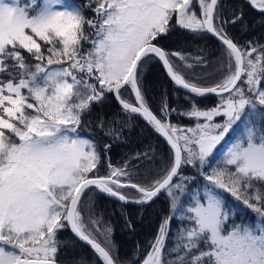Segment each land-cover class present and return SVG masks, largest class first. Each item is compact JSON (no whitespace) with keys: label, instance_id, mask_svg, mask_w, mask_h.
I'll list each match as a JSON object with an SVG mask.
<instances>
[{"label":"snow or ice","instance_id":"snow-or-ice-1","mask_svg":"<svg viewBox=\"0 0 264 264\" xmlns=\"http://www.w3.org/2000/svg\"><path fill=\"white\" fill-rule=\"evenodd\" d=\"M225 7L223 0H0V264H87L68 255L79 242L91 247L94 264H123L111 226L84 215L83 202L97 191L141 207L168 197L170 213L136 264H264V36L241 44L229 28L251 27L245 7L264 22V0H244L230 17ZM177 27L219 43L218 82H197L217 79L205 57L192 58L201 73L189 72V57L168 46ZM153 64L186 90L189 110L177 112L166 94L151 107L145 73ZM209 94L219 100L202 108L195 98ZM112 98L166 141V166L147 183L133 178L137 165L108 157L104 138L119 139L123 121L88 128L95 106ZM173 112L194 125L172 123Z\"/></svg>","mask_w":264,"mask_h":264},{"label":"trees","instance_id":"trees-1","mask_svg":"<svg viewBox=\"0 0 264 264\" xmlns=\"http://www.w3.org/2000/svg\"><path fill=\"white\" fill-rule=\"evenodd\" d=\"M239 4L240 6L238 11L243 6L241 2H239ZM243 11L246 16V24L251 25V27L248 30H245L243 25H236L235 27L229 25L230 31L241 44H244L249 39H259L264 36V22L261 21L258 14L246 7L243 8ZM189 33L190 32L177 27L175 33L171 36L170 40L167 41L168 46L174 51H183V53L189 57V62L193 63V65L196 64L192 58L197 56L205 57L209 63L214 62V59L218 56H216L217 52L215 51L217 50L216 46L219 45V43L216 41L214 48H209L207 45H205V43H207L206 36H194L190 35ZM156 65L158 64L151 65L145 73V87L147 89L149 103L152 104L154 109H158L163 96V91H165L167 88H170L166 92L171 95L173 94V96L170 95L168 97L169 105L172 108L177 109V112L182 113L184 110H189L191 104L190 101L186 99V91L183 90L175 92V88L172 86V82L167 77L162 66L159 67V65ZM193 70H196L195 67L194 69H189L188 71L191 72ZM202 82V84L207 83L205 79ZM195 99L199 102L200 106L203 107L207 105H214L213 95H207L206 97H196ZM177 112H173L171 114V118L176 117V119H178L181 124H186L187 127L193 124V122L188 124L189 119H187L185 116L177 114ZM178 116H181V118ZM99 119H104L109 124L116 120L115 126L117 128L122 126L120 121L124 122L122 136L119 139L112 140L110 137L104 138L105 141L112 144L111 150L108 153V157H110L113 165L119 166L124 164L126 161L129 162L130 166L132 164L137 165L136 169L133 170L132 175L133 178L140 183H147L151 179L155 178L158 174L162 173V170L165 168L167 163L168 153H166L165 157H160L156 153L151 154L154 157L151 161H137L136 154L144 153L141 150L143 148L148 149L146 146L143 147L144 145H149L152 149H155V146L153 145V143H155L160 147V149H163V151L167 152L168 146L163 144L161 142L162 140L160 141L157 139L155 142L149 138L151 132L145 128L142 129L143 131L139 132L138 130H135L134 127L136 124L134 120L132 118L129 119V116L121 110L120 105L115 102L114 98L106 101L103 105L95 106L94 111L88 116V128L95 127ZM83 135H89L87 128L85 129ZM121 138L128 139V142L121 141ZM150 139L152 142H150ZM135 146L138 149L135 148ZM157 151L159 152V150ZM144 164L151 165V167L141 170L139 167ZM103 171H107L106 166ZM146 171L156 172L155 175H151ZM184 172L186 175H192L195 173V170L189 166L184 169ZM199 179L202 180L203 178L200 177ZM123 191L126 195H135V190L124 189ZM94 193L95 194L91 196V200L85 203L87 206L93 203L95 208L94 211H89V216L90 213L92 217L102 216L105 222H110V224H112L114 227V233L111 235L113 237L111 240L116 246L118 256L123 264H130L129 259H134L138 252H141L143 255L149 248V245L152 243L155 236L158 234V224H160L162 221L160 219H163L164 216L170 213L168 199L165 202L162 194L151 206L141 207L142 209H146V211L139 214L141 210H137L139 207L137 205L134 206L133 204L120 203L114 199L112 200L104 194H99L98 192ZM225 195L228 196L227 193ZM228 198L229 200H232L233 203L239 204V202L234 201L232 197L228 196ZM239 206L241 208L244 207L242 204H239ZM87 212L88 208L84 207L85 216ZM246 212L249 217L254 218V213H252L251 210H246ZM236 219L241 220L243 218L238 216ZM129 221L131 222V226H129ZM177 224L178 222L175 220L172 222V236L166 240L167 245H171L174 241L175 233L177 231ZM95 235L100 237L101 234L95 233ZM85 252L92 254V257H88ZM68 255L72 258L88 257V259L85 261H87L88 264H94L95 256L93 251H91L88 247L86 248L80 242L75 246L74 249L71 250Z\"/></svg>","mask_w":264,"mask_h":264},{"label":"rangeland","instance_id":"rangeland-1","mask_svg":"<svg viewBox=\"0 0 264 264\" xmlns=\"http://www.w3.org/2000/svg\"><path fill=\"white\" fill-rule=\"evenodd\" d=\"M224 2V5L226 6L225 8H224V14L226 15V16H228V17H230L231 16V14H232V12L233 11H238V8H239V6H240V4H239V2H241L242 4H244V0H223ZM77 2L79 3L80 2V0H77ZM244 10H246V9H244ZM89 15H91V13H89ZM258 19V18H257ZM187 31V30H186ZM190 35H193L192 33H189ZM213 38V37H212ZM211 38V36L209 35V36H206V41H207V43H205V45H207L209 48H214V46H215V43H216V39L215 38H213L212 39ZM216 51L215 52H217L216 53V58L214 59V62H210L209 63V67L212 69V71L215 73V76H216V78L217 79H213V77H210V76H206L205 77V80L207 81V83H204V84H202L203 82V80H197V82L198 83H200L201 85H203V86H208V85H212V84H214V83H216V82H218V78L220 77V73L219 72H217L216 71V68L217 67H219V63H220V61H221V59H222V54L220 53L221 52V47H220V45H217L216 46ZM220 53V54H219ZM154 65V64H153ZM159 65V67L160 66H162V65H160V64H158ZM158 65H156V66H158ZM194 67H195V69L196 70H194L196 73H201V65H194ZM163 68V67H162ZM163 70H164V68H163ZM165 71V70H164ZM188 71V70H187ZM191 79H196V77L195 76H192V77H190ZM172 86H174L173 85V83H172ZM167 87H168V85H167ZM174 88H175V92H179V91H183L184 89H179V88H177V87H175L174 86ZM170 88H167L165 91H163V93H162V95L164 96L165 94L167 95V99H168V97L171 95V94H168V93H166L168 90H169ZM186 91V90H185ZM209 95H213V99H214V105L218 102V100H219V98L217 97V96H215L214 94H209ZM171 96H173V94L171 95ZM126 98H129V97H127V94H126ZM148 98V97H147ZM115 100V99H114ZM149 100V99H148ZM115 102L118 104V102L115 100ZM119 105V104H118ZM151 105V107H152V104H150ZM214 105H212V106H205V107H203V106H201L202 108H211V107H213ZM153 108V107H152ZM184 111H186V110H184ZM183 112V111H182ZM128 116L130 115L131 116V118L134 120V122H135V127H134V129L135 130H138V132L139 131H143L142 129L143 128H145V129H147L148 131H150L151 132V134H150V136H149V138H151L152 140H154L155 142L157 141V139H159L163 144H166V141L164 140V138L163 137H161V136H159L157 133H155L153 130H152V128L151 127H149V126H147L146 125V122L144 121V119L142 118V117H139V116H136L135 114H127ZM181 116H183V115H181ZM181 116H178V117H180L181 118ZM174 117V116H173ZM187 119H189V121H188V124L190 123V122H193V124L191 125V126H193L194 125V120L193 119H190V118H188L187 117ZM173 120V121H172ZM170 121L172 122V123H174V124H178V125H180L181 127H187V125L186 124H181V122L178 120V119H176V117L175 118H171V116H170ZM182 121V120H181ZM188 127H190V126H188ZM120 128V127H119ZM151 139H150V142H152L151 141ZM121 141H127L128 142V139H120ZM153 145L155 146V149H152L149 145H144L143 147H147L148 149H141L142 150V152H149L150 154H154V153H156V154H158V156H160V157H165V155H166V153H168L167 151H163V149H160V147L159 146H157L155 143H153ZM167 145V144H166ZM135 148H137L136 146H135ZM138 149V148H137ZM159 150V152L157 151V150ZM122 154H125V153H122ZM149 167H151V165H148V164H144V165H141L139 168L141 169V170H144L145 168H149ZM146 172H148L149 174H151V175H155V172H149V171H146ZM98 192V191H97ZM99 193V192H98ZM95 193H90V195L92 196V195H94ZM100 194V193H99ZM107 197H109V196H107ZM110 198V197H109ZM163 198H164V200H165V202H166V200L168 199V197L166 196V195H163ZM112 200L114 199V200H116V201H118V202H120V203H122L121 201H119V200H117L116 198H111ZM87 201H84L83 203H84V207H87L88 208V212H87V214H86V217H88L89 216V211H94V206H93V203H91V208H89V205L87 206V205H85V203H86ZM129 204V203H128ZM132 205V204H131ZM134 205V204H133ZM135 205H137V206H139L138 207V209L137 210H141L140 212H139V214H141V213H143V212H145L146 211V209H142L141 208V206L140 205H138V204H135ZM145 207H147V206H145ZM126 211V210H125ZM127 212V211H126ZM96 214V213H95ZM90 215H91V213H90ZM254 217H255V214H254ZM254 219V218H253ZM160 220H162V218L160 219ZM241 220H239V219H237V223H239ZM108 224H110V222H108ZM159 226H158V228H157V231H158V229H159V227H160V224H158ZM110 226H111V228H112V232H111V234L110 235H113V233H114V227L112 226V224H110ZM156 234H157V232H156ZM155 234V235H156ZM99 238V240H100V242L101 243H104V237L102 236V235H100V237H98ZM111 238H113L112 236H111ZM153 242V241H152ZM82 245H84L86 248L88 247L91 251H93L92 249H91V247L89 246V245H87V244H85L84 242H80ZM86 251H88L87 249H85ZM83 253V252H82ZM85 254L88 256V257H92V254H89V252H85ZM144 255V254H143ZM142 254H141V252H138L137 253V255L134 257V259H129L130 260V264H136V261H138L142 256H143ZM88 257H85V258H83L84 260H87L88 259ZM88 264V263H87Z\"/></svg>","mask_w":264,"mask_h":264},{"label":"water","instance_id":"water-1","mask_svg":"<svg viewBox=\"0 0 264 264\" xmlns=\"http://www.w3.org/2000/svg\"><path fill=\"white\" fill-rule=\"evenodd\" d=\"M100 194H104V195H106V196H109V195H107V194H105V193H100ZM110 198H113V197H111V196H109ZM117 199V198H116ZM118 200V199H117ZM123 203V202H122ZM129 204H134L135 205V203H129Z\"/></svg>","mask_w":264,"mask_h":264},{"label":"bare ground","instance_id":"bare-ground-1","mask_svg":"<svg viewBox=\"0 0 264 264\" xmlns=\"http://www.w3.org/2000/svg\"><path fill=\"white\" fill-rule=\"evenodd\" d=\"M135 206V205H134Z\"/></svg>","mask_w":264,"mask_h":264}]
</instances>
